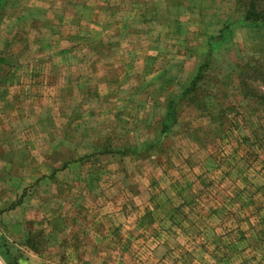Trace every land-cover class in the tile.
<instances>
[{
    "label": "rangeland",
    "instance_id": "1",
    "mask_svg": "<svg viewBox=\"0 0 264 264\" xmlns=\"http://www.w3.org/2000/svg\"><path fill=\"white\" fill-rule=\"evenodd\" d=\"M246 3L0 0V264H264Z\"/></svg>",
    "mask_w": 264,
    "mask_h": 264
},
{
    "label": "trees",
    "instance_id": "2",
    "mask_svg": "<svg viewBox=\"0 0 264 264\" xmlns=\"http://www.w3.org/2000/svg\"><path fill=\"white\" fill-rule=\"evenodd\" d=\"M247 9L244 20L255 22L264 20V0H247ZM264 76V74H263ZM260 103L264 106V93L258 96Z\"/></svg>",
    "mask_w": 264,
    "mask_h": 264
}]
</instances>
